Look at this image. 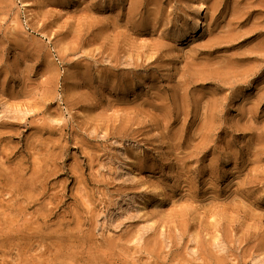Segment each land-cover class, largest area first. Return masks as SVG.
<instances>
[{"label":"rangeland","instance_id":"374dc122","mask_svg":"<svg viewBox=\"0 0 264 264\" xmlns=\"http://www.w3.org/2000/svg\"><path fill=\"white\" fill-rule=\"evenodd\" d=\"M0 264H264V0H0Z\"/></svg>","mask_w":264,"mask_h":264},{"label":"bare ground","instance_id":"6f19581e","mask_svg":"<svg viewBox=\"0 0 264 264\" xmlns=\"http://www.w3.org/2000/svg\"><path fill=\"white\" fill-rule=\"evenodd\" d=\"M198 6H199L200 11H202V9H203V5H202V4H199ZM201 23H202V22L198 19V20H197V25H200Z\"/></svg>","mask_w":264,"mask_h":264}]
</instances>
